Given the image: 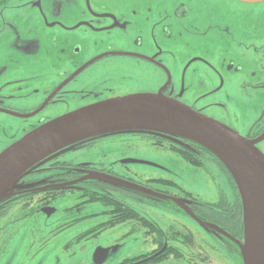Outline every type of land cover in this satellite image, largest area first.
<instances>
[{
  "label": "flooded vegetation",
  "instance_id": "flooded-vegetation-1",
  "mask_svg": "<svg viewBox=\"0 0 264 264\" xmlns=\"http://www.w3.org/2000/svg\"><path fill=\"white\" fill-rule=\"evenodd\" d=\"M219 1L222 0H0V114L17 118L18 129L27 133L51 119L93 103L132 94L159 92L205 114L185 99H206L219 93L221 96L224 88L217 84L213 86L212 78L208 83L213 89L204 91V83L200 82L203 77L201 67L195 66L198 59L188 53L194 48H204L207 52L213 49V23L223 30V33L217 30L219 36L229 34L228 28H220L221 21L218 20L216 25L213 19V5ZM233 1L245 4L241 9L247 11V15L243 34L239 37L236 32L232 33L236 38L232 46L253 53L251 63L258 68L246 72L242 79L258 80L256 83L263 81V84L256 85L243 81L241 87L250 89L244 95L263 98L264 93L255 92L264 88V22H259L264 20V11L261 10L264 6L250 5L262 4L264 0H227L229 3ZM199 2L202 4V20L199 17ZM206 3L212 8L208 15L204 14ZM234 15L238 16V13ZM235 20L234 25L239 23V19ZM187 57L189 59L184 63ZM225 66L228 73L241 70L232 59L227 62L224 59L222 67ZM219 72L220 82L223 83L222 69ZM217 86L219 89H215ZM222 97L229 98L227 94ZM19 98H25L23 106L13 104L11 100ZM213 110L217 112L209 114L211 118L236 130L237 122L218 117L220 111L221 116L227 118L224 115L227 110L225 103L213 102ZM2 123L5 120H0V125ZM246 130L242 135L250 140L264 134V109ZM263 143L264 139L255 144L261 152ZM76 149L81 147H75L74 152ZM63 156L57 155L36 170L40 176L19 191L23 197L15 198L19 196L16 195L9 198L3 205L4 209L0 210V224L4 220L9 223L18 221L20 215L17 212L26 211L28 207H38L37 210L44 212L43 209L49 207V200L67 192L76 191L85 202L105 207H133L125 199L135 196L151 203L165 204L160 207H185L182 213L189 219L192 220L188 211L213 225V228H220L225 234L210 228L207 233L215 239L213 246L231 257L232 264H243L237 241H242L241 233L233 232L230 218L220 208L187 196L185 193L188 192L183 188L180 194L166 190V179L136 181L115 168L117 161H114V166L104 163L97 166L65 160ZM118 178L133 181L161 196L180 198V203L113 183L112 179ZM90 194H96L102 200H92L88 197ZM36 195L42 196L33 203L28 201V205L17 204ZM237 202L231 207H236L237 216H241L238 198ZM10 210L15 211L12 220H9ZM139 214L147 222L143 232L151 241V251L115 264H161L169 259L184 262L183 258L191 264H195L196 260L202 264L210 259L209 253H203L205 242L196 243L192 230L186 225L181 224L179 230L171 232L142 212ZM109 219L104 222L103 229ZM186 237H189V243L184 241ZM95 247H92L94 253L89 264H106L113 247L103 246L96 249L97 252ZM63 249L68 250L66 247ZM197 249H202L199 252L204 256L196 253ZM175 251L178 257H175ZM130 259L134 261L126 262Z\"/></svg>",
  "mask_w": 264,
  "mask_h": 264
},
{
  "label": "rangeland",
  "instance_id": "rangeland-1",
  "mask_svg": "<svg viewBox=\"0 0 264 264\" xmlns=\"http://www.w3.org/2000/svg\"><path fill=\"white\" fill-rule=\"evenodd\" d=\"M197 5L200 6L198 10L200 20H202V4L199 2ZM258 5L263 7L264 3H254L250 6ZM243 6L245 4L242 2L233 1L229 3L227 0L219 1L213 5L215 23L218 20L221 21L220 28H228L229 34L224 35L225 37L219 36L217 30L220 32L223 30L215 27L213 23V49L210 48L207 52L204 48L202 50L194 48L188 53L198 59L195 66L201 67L203 77L200 78V82L204 83L203 90L210 91L212 87L208 81L213 78V86L217 84L222 89L224 88L221 96L219 93L206 99H185V102L195 105L199 108V111L209 117L211 116L209 114L217 112V110H213V102L225 103L227 110L224 115L227 118L221 116L222 112L220 111L218 117L237 122L235 129L240 134L247 131V127L255 121L257 115L264 109V96L259 98L257 95H244V92H248L250 89L249 87H241L243 81L252 82L253 85L263 84V81L256 83L258 80L242 79L246 72L258 69L252 66L251 63L253 53L232 46L233 41L236 40V38H233L232 33L236 32L240 37L245 27L247 11L241 9ZM211 9L210 5L206 3L204 14H210ZM261 10L264 11V8ZM235 13H238V16H235ZM235 19H239V23L236 25L233 24L236 21ZM259 22H264V20L260 19ZM210 35L211 32L206 39ZM188 59V57L185 58L183 62L187 63ZM201 59L207 60L201 61ZM224 59L225 62L232 59L235 66L239 65L241 70L228 73L226 66L222 67ZM219 69H222L224 75L223 83L220 82L221 73ZM184 80H187V75ZM177 82L179 83V81ZM178 83L176 84L177 87ZM218 86L215 89H219ZM256 90L259 92L255 93H264L263 87ZM212 92H215V90ZM226 94L229 98L222 97ZM11 100L13 104L18 106L25 104V98ZM0 120H5V123L0 125V151H2L26 133L18 129L17 118L0 114ZM139 134L140 132L137 130H119L94 135L64 147L28 169L27 175L13 184V192L30 186L34 182V178L40 176L36 172L37 169L52 158L57 157V155H64L65 160L97 166L100 163L114 166V161H117L115 168H118L122 174L140 182L153 178L171 180L205 202L217 203L221 200L223 203L218 208L225 214L228 207L235 204L237 198L233 184L220 171L221 169H218L213 163V159L204 152L200 151L198 155L207 165V169L193 166L166 148L152 146L150 141L139 137ZM75 147H81V149H76L77 151L74 152ZM261 148L264 152V145ZM164 188L170 192L181 193V190L170 186ZM20 196L15 198H20ZM40 196L42 195L22 199L17 204L24 203L28 205V201L31 200L33 203ZM127 198L125 200L128 204L135 207L138 212H142L147 218L155 221L161 228L169 229L171 232L179 230L181 224L190 228L193 236H195L194 238H196V243L203 244L205 242L206 246L201 245L206 248L203 253H209L211 260L209 259L202 264H232L231 257L229 258L219 247L213 246L215 245V239L207 234L210 232L209 226L199 225V227L182 213L181 208L173 206L160 207V205L165 204L161 202L151 203V201L148 202L144 198L135 196ZM229 200L230 203L227 202ZM47 203L49 204V207H46L48 213L37 210L38 207H28L26 211L17 212V215H20L18 221L9 223V221L4 220L5 222H1L0 264H89L94 253V248H92L94 245H96L95 250L103 246L111 245L113 247L114 250H111L107 256L106 264L119 263L123 259L151 251V241L143 232V229L146 230L143 227L146 226L143 219L127 220L121 224L103 229L100 225H103L110 217V214L106 211L112 207L85 202L76 191L59 194L56 199H51ZM15 211H9V220L13 219ZM30 211L31 213H28ZM64 247L68 250L65 251ZM199 250L202 249H197L196 253L204 256ZM254 251H256V247H254ZM182 260L186 263L169 259L161 264H191L186 258ZM195 264L201 263L196 260ZM238 264L240 263L238 262Z\"/></svg>",
  "mask_w": 264,
  "mask_h": 264
},
{
  "label": "water",
  "instance_id": "water-1",
  "mask_svg": "<svg viewBox=\"0 0 264 264\" xmlns=\"http://www.w3.org/2000/svg\"><path fill=\"white\" fill-rule=\"evenodd\" d=\"M119 130L177 135L214 154L231 174L241 195L245 240L249 217L253 218V225L259 233L254 261L255 264H264V154L255 145L264 139V134L256 140L247 139L222 122L160 92L132 94L93 103L27 132L0 152V202L19 194L13 192V184L35 163L85 138ZM112 180L157 198H168L126 180ZM43 211L48 213L47 208ZM239 246L245 264H250L244 244Z\"/></svg>",
  "mask_w": 264,
  "mask_h": 264
},
{
  "label": "trees",
  "instance_id": "trees-1",
  "mask_svg": "<svg viewBox=\"0 0 264 264\" xmlns=\"http://www.w3.org/2000/svg\"><path fill=\"white\" fill-rule=\"evenodd\" d=\"M139 132H140V134L138 136L143 137L145 140L150 141L152 146L166 148V149L170 150L171 152L175 153L176 155H178L179 157L183 158L184 160H186L187 162H189L190 164H192L193 166H196V167L207 168V165L202 161V159L198 155L200 151L204 152L206 155L211 157V159H213V161L215 162L214 164L218 167V169L225 171V173L228 176V179L230 180L231 176H230L229 172L227 171V169L225 168V165L214 154H212L210 151H208L206 148L202 147L201 145H199V144H197L191 140L185 139L183 137L168 134V133H163V132H159V131H139ZM164 184L177 189V187L175 186V183L170 181V180H166V182ZM233 185H234V183H233ZM234 188H235V185H234ZM185 194L187 196H190V193H185ZM88 197L90 199L96 200V201L102 200V197H98L96 194H90V195H88ZM104 198H106V197H104ZM8 200L9 199H5L2 202H0V210L4 209L3 205L6 204L8 202ZM105 200L106 199H104V201ZM197 200H199V199H197ZM199 201H201V200H199ZM217 203H219V204L217 205ZM217 203H213V206H216L218 208V207H220V204L222 205L223 202L221 200H219V202H217ZM229 203H230V201H229ZM236 203H238V202L236 201ZM239 203H240L239 205L241 208V216H237L236 207H228V210H227L225 216H228L230 218V220H231L230 225L232 224L233 232H236V233L239 232V234L241 233V237L243 238V234H244V207H243L241 200H239ZM109 214L111 215L110 219H109L110 221L108 223H105L106 228L113 227V226L120 224V223H123L124 221H127V220L143 219L145 221V219L142 218L140 216V214L137 213L135 211V209L132 207H112ZM145 223H147V222L145 221ZM237 224H238V227H237ZM233 225L235 227H233ZM102 226L103 225H100V227H102ZM184 241L188 243L189 237H186L184 239ZM167 253L171 254V251H167ZM174 254H175V257L179 256L177 251H175ZM167 258L168 257L166 256L165 259H167ZM131 261H134V259H130L126 262H131Z\"/></svg>",
  "mask_w": 264,
  "mask_h": 264
},
{
  "label": "bare ground",
  "instance_id": "bare-ground-1",
  "mask_svg": "<svg viewBox=\"0 0 264 264\" xmlns=\"http://www.w3.org/2000/svg\"><path fill=\"white\" fill-rule=\"evenodd\" d=\"M256 227L253 225L252 216L249 217V224L247 228L246 240L244 241V248L250 257V264H255L254 256L259 247V233L258 230H255ZM254 247H256V251H254Z\"/></svg>",
  "mask_w": 264,
  "mask_h": 264
}]
</instances>
